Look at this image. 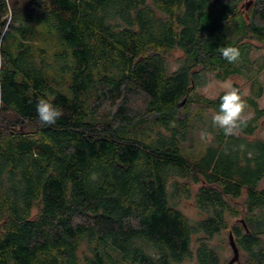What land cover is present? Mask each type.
<instances>
[{
    "label": "trees",
    "instance_id": "1",
    "mask_svg": "<svg viewBox=\"0 0 264 264\" xmlns=\"http://www.w3.org/2000/svg\"><path fill=\"white\" fill-rule=\"evenodd\" d=\"M254 40L264 0H0V264H226L230 232L264 264ZM243 70L254 115L225 134L195 89Z\"/></svg>",
    "mask_w": 264,
    "mask_h": 264
},
{
    "label": "rangeland",
    "instance_id": "2",
    "mask_svg": "<svg viewBox=\"0 0 264 264\" xmlns=\"http://www.w3.org/2000/svg\"><path fill=\"white\" fill-rule=\"evenodd\" d=\"M8 13L4 15V17H9L8 15H10L9 6H8ZM253 46L254 47L250 51L251 59L258 58L259 63H263V66H259L261 67L262 70L258 75V81L261 83L262 91H261V95L256 98V102L259 108L264 109V49H263V44L255 40L253 41ZM179 54H180L179 51H175L173 53L174 56H178ZM171 66L174 67L176 65L173 63ZM254 66H256V64ZM201 76H202L201 78L202 84H200L195 89L196 93L202 94L203 96L209 98H215L221 92L230 91L233 88H235L236 90L241 91V97L244 101V108L241 113L240 119L247 120L254 115L253 108L247 102V97L250 96L251 93V80L247 78L246 72L244 70L242 71L241 74L231 75L224 80L217 78L214 72H205ZM205 133L207 134V137L210 139L211 134L209 131L205 132V130L200 129L195 134L201 136L202 137L201 140H203V138H205ZM249 137L259 138L264 140V115L260 116L257 119L256 128L254 129L253 134ZM259 186L264 187V179L259 183ZM179 208L189 218L191 219L198 218L197 211L193 204L192 196L189 199L182 200L179 204ZM223 255L224 257H226L227 260L232 256V251L229 245L224 250ZM187 264H196V263L194 261H187ZM234 264H238V263H234Z\"/></svg>",
    "mask_w": 264,
    "mask_h": 264
},
{
    "label": "clouds",
    "instance_id": "3",
    "mask_svg": "<svg viewBox=\"0 0 264 264\" xmlns=\"http://www.w3.org/2000/svg\"><path fill=\"white\" fill-rule=\"evenodd\" d=\"M222 56L228 62L236 61L240 52L237 48L228 46L221 50ZM218 109L212 117L214 124L229 134L237 126L244 108V101L238 90L233 88L220 96ZM36 113L39 121L44 125L54 124L61 116V109L54 105L49 99L40 98L36 104Z\"/></svg>",
    "mask_w": 264,
    "mask_h": 264
},
{
    "label": "water",
    "instance_id": "4",
    "mask_svg": "<svg viewBox=\"0 0 264 264\" xmlns=\"http://www.w3.org/2000/svg\"><path fill=\"white\" fill-rule=\"evenodd\" d=\"M228 243H229V246H230L231 251H232V256L228 259V261L226 262V264H233L239 258V251H238V248L236 246V243L234 241V238H233V235H232L231 232L228 235Z\"/></svg>",
    "mask_w": 264,
    "mask_h": 264
},
{
    "label": "flooded vegetation",
    "instance_id": "5",
    "mask_svg": "<svg viewBox=\"0 0 264 264\" xmlns=\"http://www.w3.org/2000/svg\"><path fill=\"white\" fill-rule=\"evenodd\" d=\"M263 179H264V178H263ZM263 179H261V181H262ZM261 181H260V182H261Z\"/></svg>",
    "mask_w": 264,
    "mask_h": 264
}]
</instances>
